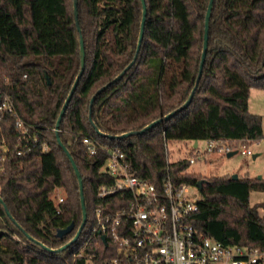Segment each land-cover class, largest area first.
Listing matches in <instances>:
<instances>
[{
  "label": "trees",
  "instance_id": "obj_1",
  "mask_svg": "<svg viewBox=\"0 0 264 264\" xmlns=\"http://www.w3.org/2000/svg\"><path fill=\"white\" fill-rule=\"evenodd\" d=\"M144 3L137 51L141 0H77L78 25L74 0H0V106L6 95L13 109L0 110V264H82L72 257L81 248L95 251L100 264L110 257L108 246L95 249L93 229L95 210L108 203L98 188L112 179L98 173L105 153L90 156L83 139L120 149L129 173L159 189L167 176L194 187L200 200L190 223L197 230L223 245L264 249V204L248 200L264 192L263 179L199 178L187 172V159L167 168L165 157L170 141L223 145L262 137L261 116L248 111V99L251 89L264 91V0L213 1L200 75L209 0ZM80 38L84 69L56 132L81 71ZM17 120L29 139L19 141ZM123 134L130 135L118 139ZM58 140L80 174L86 223L76 242L51 252L82 222L78 179ZM25 144L30 151L16 155ZM57 189L65 193L59 206L51 199ZM71 223L70 234L56 237Z\"/></svg>",
  "mask_w": 264,
  "mask_h": 264
},
{
  "label": "built area",
  "instance_id": "obj_2",
  "mask_svg": "<svg viewBox=\"0 0 264 264\" xmlns=\"http://www.w3.org/2000/svg\"><path fill=\"white\" fill-rule=\"evenodd\" d=\"M0 110L13 111L6 95ZM15 126L20 132L19 141L30 138L21 120H17ZM35 143L36 139H33L32 146ZM82 143L90 156H94L98 149L105 153L98 173L112 179V184L98 188L97 197L108 200V203L94 213L93 232L97 235L94 236V247L108 246L105 252L110 255L102 264H264V249L223 245L190 223L200 200L198 193L191 194L193 187L175 185L167 176L159 189L129 173V164L120 149L94 144L88 139H83ZM204 143L207 153L233 150L213 141ZM1 148L5 153L6 148ZM30 149L31 146L25 144L16 155ZM46 150L43 146L42 151ZM193 151L196 156L202 153L198 142ZM241 154L251 155V152L243 149ZM165 157L168 168L167 144ZM187 160L189 164L194 163L193 157ZM54 200L56 206L63 202L61 197ZM72 257L73 260L81 259L82 264H100L97 253L84 248Z\"/></svg>",
  "mask_w": 264,
  "mask_h": 264
},
{
  "label": "rangeland",
  "instance_id": "obj_3",
  "mask_svg": "<svg viewBox=\"0 0 264 264\" xmlns=\"http://www.w3.org/2000/svg\"><path fill=\"white\" fill-rule=\"evenodd\" d=\"M248 111L252 114L261 116L262 137L257 141L239 144H223L225 148L233 149L235 152L227 157V152L216 153L206 152L204 141L198 142V148L202 152L196 156L193 151L191 141H170L167 142L169 162L173 163L183 159L194 158V163L190 164L187 172L197 174L199 178L212 177H234V178H258L264 180V91L251 89L248 99ZM235 148V149H234ZM243 149H248L251 155L241 154ZM254 156V159L253 157ZM191 194H197L193 187ZM57 197L64 198L65 193L62 189H57L51 196L52 201ZM249 205L252 207L257 204H264V192H251L249 195ZM56 202V201H55ZM262 215L263 211L258 210Z\"/></svg>",
  "mask_w": 264,
  "mask_h": 264
},
{
  "label": "water",
  "instance_id": "obj_4",
  "mask_svg": "<svg viewBox=\"0 0 264 264\" xmlns=\"http://www.w3.org/2000/svg\"><path fill=\"white\" fill-rule=\"evenodd\" d=\"M213 1L214 0H209V5L207 7V11H206V15H205V24H204V36H203V51H202V55H201V61H200V69H199V75L201 73V67L203 65V62H204V59H205V54H206V50H207V39H208V21H209V18H210V13H211V9H212V5H213ZM141 4H142V19H141V24H140V30H139V36H138V42H137V51L139 50L140 48V44H141V41H142V38H143V32H144V23H145V18H146V6H145V3H144V0H141ZM74 16H75V19H76V25H78L77 23V0H74ZM80 53H81V71H80V74L79 76L76 78L72 88H71V91L68 95V97L66 98L63 106H62V109L60 111V114H59V117L56 121V126H55V131L57 132L58 131V126H59V123H60V120L64 114V112L66 111V108L68 106V103L72 97V94L77 86V83H78V79L80 77V75L82 74L83 72V69H84V49H83V41L82 39L80 38ZM129 67H127L118 77H116V79L114 81H117L119 80L125 73V71L128 69ZM199 75L197 77V80L199 78ZM197 80H196V83H197ZM193 96V92H191L189 98L187 99V101L179 108V110H182L184 108H186L190 102H191V98ZM175 114V112H172L170 114H168L167 116L149 124L148 126H146L143 130L139 131L138 134H142L143 132L145 131H148L150 129H152L153 127H155L158 123L160 122H163L169 118H171L173 115ZM130 134H123L121 136L118 137V139H124L126 137H128ZM58 143L59 145L63 148L65 154L67 155V157L69 158L70 160V163L73 167V170L75 172V175L78 179V183H79V196H80V205H81V213H82V222H81V225L80 227L78 228L74 238L68 242L66 245H64L63 247L57 249V250H54V251H51V252H61L63 251L64 249L68 248L72 243L76 242L85 223H86V209H85V203H84V195H83V185H82V181H81V177H80V174L72 160V158L70 157V155L68 154L67 150L61 145L60 141L58 140ZM197 145V141H194L193 143V148H195ZM233 154H235V152H228L226 154L227 157H230L232 156ZM204 182V180H200L197 182V187L200 189L201 188V185L202 183ZM74 228V224L71 223L70 225H68L67 227L63 228V229H58L56 231V237L58 238H62L63 236L67 235V234H70L72 232ZM102 241H104V237H101Z\"/></svg>",
  "mask_w": 264,
  "mask_h": 264
},
{
  "label": "crops",
  "instance_id": "obj_5",
  "mask_svg": "<svg viewBox=\"0 0 264 264\" xmlns=\"http://www.w3.org/2000/svg\"><path fill=\"white\" fill-rule=\"evenodd\" d=\"M253 157V159H254V156H252Z\"/></svg>",
  "mask_w": 264,
  "mask_h": 264
}]
</instances>
